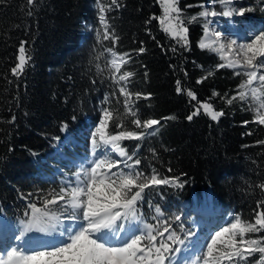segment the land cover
I'll return each instance as SVG.
<instances>
[{"label":"trees","instance_id":"1","mask_svg":"<svg viewBox=\"0 0 264 264\" xmlns=\"http://www.w3.org/2000/svg\"><path fill=\"white\" fill-rule=\"evenodd\" d=\"M207 1L179 0L184 18L197 15ZM101 3L110 0H35L32 5L28 0H0V214L11 221L23 217L28 203L21 193H33L35 200L58 190L65 176L76 171L75 163L86 155L98 123L101 102L111 91L118 94L108 78L107 54L95 59L112 44L104 41L102 47L97 36L87 32L88 25L97 23L95 6ZM119 3L121 7L105 15L119 36L115 49L131 54L132 63L124 69L136 74L129 90L151 94L136 101L142 120H161L145 139L126 140L123 146L138 151L146 170L186 174L181 176L186 179L182 188L163 186L146 200L158 201L166 212L187 205L188 222L199 207L217 209L221 217H250L256 202L264 200L259 188L264 183V144L257 143L264 140V126L244 124L254 115L246 103H226L242 77L233 69H216L219 56L199 47L203 18L186 25L189 47L183 48L161 29L158 19L146 23L163 14L160 0ZM21 41L27 42L32 59L17 77L11 68L18 63ZM140 47L146 51L139 53ZM204 76L208 78L197 83ZM177 80L185 89L182 93L176 92ZM188 89L196 92L197 100L187 96ZM203 101L224 115L214 121L201 110L188 121L186 116ZM113 104L121 108L115 98ZM169 116L175 119H162ZM64 124L67 128L61 130ZM150 149L156 150L155 158ZM193 226L188 227L193 231Z\"/></svg>","mask_w":264,"mask_h":264},{"label":"snow or ice","instance_id":"2","mask_svg":"<svg viewBox=\"0 0 264 264\" xmlns=\"http://www.w3.org/2000/svg\"><path fill=\"white\" fill-rule=\"evenodd\" d=\"M34 3L35 0H28L29 5ZM256 3L264 11V0H256ZM160 5L163 14L153 16L146 23L158 19L161 29L183 48L189 47L186 25L204 19L199 47L219 56L221 63L216 69H233L234 75L244 77L235 95L225 97L226 103L231 105L236 100L246 103L254 115L252 121H244V124L264 126V27L249 35L246 28L252 25L244 24L251 20L246 14L256 11V5L241 6L239 0H209L208 7L201 4L202 11L187 20L179 0H160ZM216 5L220 6V11H216ZM119 7V0L99 4L101 27L94 29L102 47L104 41L112 44L104 47L95 59L105 54L110 57L105 67L118 94L111 91L101 102L99 120L91 132L92 159L79 163L76 171L65 176L58 190L42 193L35 200L31 199L33 193H21L28 203L19 219L16 230L19 234L13 233L10 237L19 243L0 245V264H264V200L256 202L250 217L234 214L219 230L203 237L186 228L180 214L167 213L160 203L146 201L147 194L163 186L182 188L186 179L181 180V176L186 174L162 175L155 167L146 170L141 167L138 151L123 146L126 140L145 139L161 120H142L136 101L142 97L147 99L151 94L129 90L136 75L124 71L132 63L131 54L115 49L119 36L105 15ZM235 16L242 18L241 27L235 31L243 32L242 39L246 42L230 39L210 27L213 21L209 18ZM26 43L20 42L18 63L11 68V73L17 77L32 59ZM137 51L143 53L146 49L140 47ZM96 67L98 72L104 71L99 64ZM211 75L213 73L209 72L208 76ZM176 85L177 93L185 91L180 80ZM186 94L197 100L196 92L191 89ZM212 95L220 94L213 92ZM114 98L122 111L113 104ZM201 110L214 121L224 115L223 110L218 111L211 102L203 101L198 102L186 119L193 120ZM129 124L134 129L129 128ZM66 128L64 124L61 130ZM257 143L264 144V140ZM139 148L137 143L135 149ZM150 151L155 158L156 150ZM259 188L264 192V183ZM145 202L153 213L150 217L142 211ZM35 233L44 234L47 239Z\"/></svg>","mask_w":264,"mask_h":264},{"label":"rangeland","instance_id":"3","mask_svg":"<svg viewBox=\"0 0 264 264\" xmlns=\"http://www.w3.org/2000/svg\"><path fill=\"white\" fill-rule=\"evenodd\" d=\"M239 3L241 6H249V4H254L256 5V11H254L253 13H248L246 15H248L251 20L250 21H244L245 25H248L249 23H251L252 27H248L246 28V31L249 35H251L254 31H256L257 29H260L262 27H264V11L260 10V5H258L256 3V0H239ZM205 7L209 6V0L207 1V3L204 5ZM96 10H97V23L94 25H88L87 26V32H92L96 35V32L94 31V29L100 28V22H99V4H96L95 6ZM216 11H220L221 8L219 5L215 6ZM211 19L213 22L210 24L211 28H214L217 31H220L223 33L224 36L230 38V39H237L239 42H246L245 40L242 39L243 36V32L241 33H237L235 30L239 29L241 27L240 25V20L242 19L239 16H235V17H216V18H209ZM110 59V57H108V60ZM244 79V77H242V80ZM90 142H91V137H90ZM92 159L91 156V145H90V154L88 156H86L85 160H89ZM65 179V178H64ZM63 181V180H62ZM150 201L154 203H158V201L156 200H152V199H148ZM147 201V200H146ZM161 204V203H160ZM187 205H182V209L178 210L176 207L173 206V210L169 211L167 213H177L180 214L182 217L183 221H187V223H185V227L190 229L188 226L194 224V232L197 233V236L203 237L205 236L207 233L213 231V230H219V227L224 225V222L227 220H230L232 214L229 215H224L221 217L220 212L217 209H214L212 207H199L198 209H196V212L193 216V219L191 222L189 220V214L187 213ZM145 212L146 215H148L149 217L153 214L149 208V204L146 202L145 205ZM193 215V214H192ZM19 222L18 224H13V223H8L6 218L3 215H0V233L4 232V231H8L11 233V235L13 233L15 234H19L16 230L18 228ZM5 228V229H4ZM34 235L36 236H41L44 237V234L41 233H35ZM45 239H47V237H44Z\"/></svg>","mask_w":264,"mask_h":264}]
</instances>
